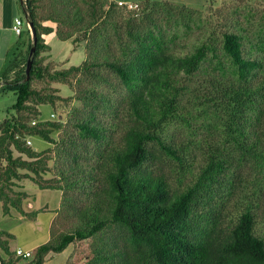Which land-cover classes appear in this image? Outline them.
<instances>
[{"label":"trees","instance_id":"16d2710c","mask_svg":"<svg viewBox=\"0 0 264 264\" xmlns=\"http://www.w3.org/2000/svg\"><path fill=\"white\" fill-rule=\"evenodd\" d=\"M213 5L208 0V9ZM22 7L34 35L21 67L8 54L0 71V90L16 97L15 115L0 123V202L24 215L20 198L6 190L29 180L61 191L63 218L72 223L25 264H44L49 254L98 234L96 264H264V59L255 55L257 37L215 13L209 34L176 54L160 18L198 29L202 20L169 0H144L137 12L110 0H25ZM51 32L61 42L84 43L85 61L61 70L43 65V36ZM207 61L219 71L208 87L191 91L181 83L180 75L192 77ZM72 80L78 106L70 119L31 125L41 105L66 100L33 83ZM175 122L206 136L177 143L165 135ZM29 137L55 145L54 184L43 178L51 158L28 146ZM4 234L10 236L0 231V252L10 255Z\"/></svg>","mask_w":264,"mask_h":264},{"label":"rangeland","instance_id":"374dc122","mask_svg":"<svg viewBox=\"0 0 264 264\" xmlns=\"http://www.w3.org/2000/svg\"><path fill=\"white\" fill-rule=\"evenodd\" d=\"M120 4H140L143 5L144 0H112ZM159 1V0H154ZM213 8L208 9V0H169L174 5H184L201 14L202 25L200 28L194 27L190 24V28L181 27L176 24L174 19H169L167 22L164 18H160L161 29L165 30L167 41L171 44L170 48L176 54H185L192 51V48L197 44L199 37H205L216 23L217 15H230L231 18L237 19L245 31L254 37H257L256 44H259L260 49L255 47V55L264 59V0H213ZM20 11V6H18ZM215 11V12H214ZM160 17L163 15L161 10ZM215 13L217 15H215ZM22 16L23 13H20ZM196 17V15H194ZM214 22V23H213ZM47 26L53 24L47 23ZM177 35L176 38L172 36ZM15 38V37H14ZM169 38V39H168ZM45 42L50 47V55L53 59H48L47 52H42L43 65H46L50 70L67 69L71 66H79L85 61L84 47L80 46L84 43H70L60 42L53 32L45 36ZM174 42V43H173ZM255 44V45H256ZM226 69L229 67L226 65ZM219 71L215 69V61H207L202 65L197 73L192 77L179 76L183 85H186L190 90L196 88L208 87L212 80L216 78ZM70 82V81H69ZM64 82H47L35 81L33 87L44 92H50L53 95L59 96L63 101H57L54 107L49 105H41L37 111L39 116L33 121H44L50 119L53 113L55 119H70L72 109L78 106L77 101L73 96L72 86L74 80L70 83ZM72 83V84H71ZM15 94L12 92H2L0 90V123L10 115H15L12 106L15 104ZM193 100L192 96L185 97L184 102ZM49 121V120H48ZM202 122L197 120V124ZM67 134H70V126L65 124ZM165 135L173 141L185 144L188 141L199 140L206 136L204 129H199L197 137H194L187 127L181 123L175 122L169 124L165 129ZM57 139V135H53ZM31 145H29L36 152H47L46 156L51 159L47 162L49 173L43 175V178L52 181L54 184L56 152L55 145L48 144L39 138L29 137ZM195 166L199 168L202 163V153L198 149L194 150ZM15 157H22L27 159L25 155L14 151ZM55 158V159H54ZM161 172L166 174L167 179L176 185L178 182L174 179V173L171 169L164 165L161 167ZM198 169H196L197 172ZM24 172V171H22ZM12 192L6 190L11 199L20 198V207L24 215L19 214L14 208L7 206L4 209L0 202V231L7 234L1 238L7 241L10 255H5L0 252V258L5 260L11 258L13 264H25L27 259L18 258L15 256V251L21 249L22 251H30L34 254L35 248L45 244L50 239H56L59 234L68 232L72 228V223L69 220H64L62 214V192L59 190H39L29 180H22L16 182L13 186ZM19 193V194H17ZM20 193H24L21 196ZM234 200H231L233 204ZM232 207L230 206V209ZM101 235L98 234L94 238L83 242H76L69 245L61 254H49L44 264H96L93 262L94 249L99 245ZM31 258H28V260Z\"/></svg>","mask_w":264,"mask_h":264},{"label":"crops","instance_id":"0c3cea01","mask_svg":"<svg viewBox=\"0 0 264 264\" xmlns=\"http://www.w3.org/2000/svg\"><path fill=\"white\" fill-rule=\"evenodd\" d=\"M18 6H20V11L18 10ZM20 13H23V15L21 16ZM15 18H20L23 20V32L20 38L16 36L12 31V26L14 24ZM47 23H45V25ZM48 26L54 28V24L53 26ZM45 36L46 35L43 36V39H45ZM31 42V29L27 22L26 14L24 12V8L22 7L21 0H0V71L6 65V62L9 58L8 54L11 55L10 59L13 61L14 67L20 68L22 65L21 63L25 57L27 46ZM66 42H70L72 44L71 41ZM45 44L47 45L46 42ZM80 46L84 47L83 45ZM46 56H48V59H53V57L50 55V47L46 53Z\"/></svg>","mask_w":264,"mask_h":264},{"label":"built area","instance_id":"2783aa9c","mask_svg":"<svg viewBox=\"0 0 264 264\" xmlns=\"http://www.w3.org/2000/svg\"><path fill=\"white\" fill-rule=\"evenodd\" d=\"M22 5H25V0H21ZM124 6L126 7V9L128 11H134L137 12L139 10V5L138 4H124ZM22 28H23V20L20 18H15L14 19V24L12 26V31L14 32V34L16 36H20L22 35ZM56 117L55 115L52 113L50 115V119H48L49 121L54 120ZM36 122L33 121L31 122V125H34ZM26 144L29 146L31 145L30 140H26ZM15 256L18 258H22V259H28L32 257V252L30 251H22L21 249H17L15 251Z\"/></svg>","mask_w":264,"mask_h":264},{"label":"water","instance_id":"95a60500","mask_svg":"<svg viewBox=\"0 0 264 264\" xmlns=\"http://www.w3.org/2000/svg\"><path fill=\"white\" fill-rule=\"evenodd\" d=\"M28 24H29L30 29H31V34L33 36L34 35V30L32 29V24H30L29 22H28ZM34 51H35V48L32 47L31 51H30V57L32 56ZM31 66H32V62H31V58H29L28 61H27V65H26V72H25L26 73V79H28V77H29V72H30Z\"/></svg>","mask_w":264,"mask_h":264}]
</instances>
